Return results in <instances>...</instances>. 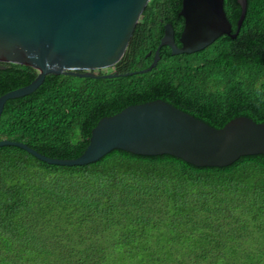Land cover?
Wrapping results in <instances>:
<instances>
[{
	"label": "trees",
	"instance_id": "16d2710c",
	"mask_svg": "<svg viewBox=\"0 0 264 264\" xmlns=\"http://www.w3.org/2000/svg\"><path fill=\"white\" fill-rule=\"evenodd\" d=\"M183 0H149L123 57L95 73L49 74L34 92L9 99L0 140L54 158H76L104 116L164 99L215 126L236 116L264 122V0H248L236 37L193 53L160 47L185 26ZM238 30L242 7L225 0ZM0 96L32 82L28 64L4 63ZM132 72L130 74H126ZM0 264H264V154L226 166H197L171 154L113 149L63 165L17 145L0 146Z\"/></svg>",
	"mask_w": 264,
	"mask_h": 264
},
{
	"label": "water",
	"instance_id": "95a60500",
	"mask_svg": "<svg viewBox=\"0 0 264 264\" xmlns=\"http://www.w3.org/2000/svg\"><path fill=\"white\" fill-rule=\"evenodd\" d=\"M148 1L0 0V69L6 68L4 63H22L37 72L29 84L0 96V117L9 99L34 92L49 74L118 76L94 70L113 66L123 57ZM224 2L183 0L182 45L176 40L174 25L166 23L152 64L136 72H147L157 65L162 45H169L173 54L193 53L223 34L236 37L248 0H238L242 13L235 33ZM8 144L63 165L88 164L113 149H123L143 155L167 153L197 166H226L242 155L264 154V122L241 115L215 127L164 99H155L102 117L87 148L76 158L49 157L24 142L0 140V146Z\"/></svg>",
	"mask_w": 264,
	"mask_h": 264
},
{
	"label": "flooded vegetation",
	"instance_id": "af4514ba",
	"mask_svg": "<svg viewBox=\"0 0 264 264\" xmlns=\"http://www.w3.org/2000/svg\"><path fill=\"white\" fill-rule=\"evenodd\" d=\"M179 44V43H178ZM179 45H182V44H179Z\"/></svg>",
	"mask_w": 264,
	"mask_h": 264
},
{
	"label": "rangeland",
	"instance_id": "374dc122",
	"mask_svg": "<svg viewBox=\"0 0 264 264\" xmlns=\"http://www.w3.org/2000/svg\"><path fill=\"white\" fill-rule=\"evenodd\" d=\"M106 70H108V68H106Z\"/></svg>",
	"mask_w": 264,
	"mask_h": 264
}]
</instances>
